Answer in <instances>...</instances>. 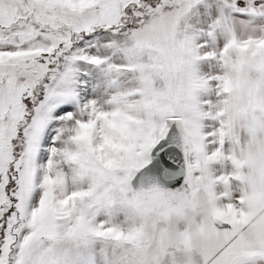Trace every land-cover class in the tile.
<instances>
[{"label": "snow or ice", "instance_id": "1", "mask_svg": "<svg viewBox=\"0 0 264 264\" xmlns=\"http://www.w3.org/2000/svg\"><path fill=\"white\" fill-rule=\"evenodd\" d=\"M0 264H264V0H0Z\"/></svg>", "mask_w": 264, "mask_h": 264}]
</instances>
